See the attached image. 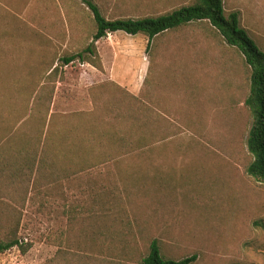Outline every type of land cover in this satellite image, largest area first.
<instances>
[{
  "label": "rangeland",
  "instance_id": "374dc122",
  "mask_svg": "<svg viewBox=\"0 0 264 264\" xmlns=\"http://www.w3.org/2000/svg\"><path fill=\"white\" fill-rule=\"evenodd\" d=\"M88 1L106 18L117 19L159 16L194 0H0V152L13 151L16 145L40 152L47 140L51 155L50 120L40 124L31 113L40 109L36 92L39 82L50 77L54 61L61 82L57 112H92L95 104L88 103L87 88L101 82V74L100 81L96 75L103 73L107 81L111 72L129 70L143 85L142 93L159 100L153 107L166 108V118L174 119L178 128L169 129L175 133L169 138L166 127L143 128L135 116L142 108L137 109L126 90L115 92L105 84L98 106L102 119L95 128L111 137L92 143V120L89 137L93 151L115 158L101 160L108 163L91 173L104 181L95 184L84 176L79 186L63 176L52 179L50 159L44 161L45 170L34 174L24 207L2 200L0 191V202L22 212L19 237L30 246L26 253L14 248L0 255V264H51L61 250L67 264H142L154 240L166 259L196 255L192 264H264V184L247 175L252 157L245 149L251 122L246 111L236 119L238 131L231 137L235 146L225 149L234 158L222 148L213 147L217 156L202 148L227 138L219 119L234 80L229 62L244 58L208 25L194 24L156 38L150 51L145 36L109 34L96 43L102 71L78 61L65 66L61 59L86 49L95 33ZM223 1L228 13L245 14L244 22L251 25L258 21L255 9H260L259 26L250 36L264 52V0ZM239 74H245L243 62ZM249 79L248 71L246 92ZM42 109L47 112V101ZM55 162L57 175L68 167L63 159ZM5 215L0 214L2 226L9 222Z\"/></svg>",
  "mask_w": 264,
  "mask_h": 264
},
{
  "label": "trees",
  "instance_id": "16d2710c",
  "mask_svg": "<svg viewBox=\"0 0 264 264\" xmlns=\"http://www.w3.org/2000/svg\"><path fill=\"white\" fill-rule=\"evenodd\" d=\"M87 5L93 15L95 33L91 43L86 49L78 54H72L61 59L65 66H69L78 61L82 64L88 63L102 71L103 65L96 43L107 38L109 34L123 32L133 37L139 35L145 36L149 41L147 50L150 51L152 43L156 38L194 24L208 25L226 46L234 48L240 53V56L244 59H230V70L232 73L234 72V77L238 76L237 72L242 62L245 66V74L240 75L244 78L243 86L242 79L240 81V97L236 99L231 97L229 100L228 96V106L226 109L223 108L221 110L223 113L220 115L219 119V123L224 126V132H227V138H225L226 140L224 141L222 138L223 142L211 141L210 147L208 144H205L202 148L207 149L214 155L218 153V151L213 148L214 146L222 148L220 150L229 153V158H234L230 150L228 149V151H226L225 149H233V146H235V144L231 146V143H235L233 138L231 141V137H234L233 135L238 131H236V119L246 111L251 122L248 129L245 149L252 157V162L247 168V175L254 181L264 184V52L260 50L256 41L249 35L248 31L243 28L240 14L238 12L228 13L225 9L223 0H194L192 4L181 6L180 8L159 16L117 19L106 18L102 14L100 8L90 1L87 2ZM54 67L55 61L48 69L50 72L48 80H46V82H39L36 92V102L41 104L40 109L32 111L31 113L32 117H36L40 120V124L45 123L47 119L50 120L48 128L49 135L47 134V136L51 134V155L47 154L45 148L47 140L44 141L43 147H41L44 133L42 129L38 132L37 136V143L39 148L41 147L40 152L38 149L35 151L28 149V151H26L17 145L13 151H7L8 153L0 152V191H3L1 193V198L7 202L19 201L21 202L19 203L21 207L25 206V202L29 198V190L33 182L34 174L39 175L42 170L46 169L45 160L51 159L52 179L54 176H63L64 180L71 184H76V181H78L79 186L83 184L84 176H88V182L95 184H99L100 180L104 181L100 178H93L91 173L95 169L108 163L107 161L104 162L101 160H115L112 156L97 154L91 149L93 146L90 147L91 144L89 143V137L92 134L91 120L92 126L94 127L92 143L99 142V138L104 136L111 137V135L101 131L100 127L99 133L97 134V129L95 128L98 127L97 124L102 119V116L98 113V106L99 104L102 105V92H96L97 88L91 89L94 104L96 106L94 105V109L90 113L73 112L63 114L54 111L53 106L56 96V83L59 80V67ZM248 71L250 72V79L248 92H246L243 88H246L244 84L246 83ZM39 75L40 73L35 74V76ZM239 80L240 79L234 78L231 82L230 89H236L235 81ZM21 90L17 93L23 96L24 93ZM26 90L29 91L30 89L27 87ZM140 96H143V98ZM140 96L135 97L129 94L130 101L140 107L137 109L139 110L142 108L141 113H136L135 116L142 119L143 128L152 129L157 127L163 129V127H166L167 138L170 137V133L171 135L175 134L174 132H170L169 129L173 130V128H178V125L175 123L174 119L170 122L166 118V111L163 112L166 108H162L163 111H159L157 108L153 107V104L159 102V100L155 99L153 94L149 92L145 93L143 91ZM44 101H47L48 104L47 112L42 109V103H44ZM148 101L151 106L146 103ZM114 118L118 119L119 115H115ZM134 119L136 120V117H134ZM165 119L169 121L170 124ZM120 140L122 142L126 141L124 137H121ZM161 141L163 140L161 139L160 142ZM10 143L14 144L15 141L10 140ZM99 143H97L96 146H98ZM151 144H156V142L151 141ZM57 145H61L60 151H58ZM61 151H63L64 154H61ZM56 159H63L68 163V167L64 169L61 174L58 173V175L56 174ZM26 170L28 171L27 176L25 174ZM26 177L27 179H25ZM77 177L82 178L78 179ZM163 181L164 180H159L157 183L163 185ZM23 184H27L25 189L22 188ZM104 191L111 193V196L113 195L111 190L105 189ZM13 195H19V197L13 198ZM3 204L6 206V210L2 211L0 208V214L2 212V214L8 215L9 222L6 226L0 224V255L14 248H19L23 253H26L30 246L25 244L19 237L22 212H19L18 207L12 204L0 202V207ZM71 213L73 214L74 212L71 211ZM13 215L14 217H12ZM75 219L76 217H73V220ZM197 258L198 257L195 255L182 260L166 259L162 254L159 242L154 240L150 245L148 255L143 258L142 264H192ZM66 259V252L61 250L58 254L59 261L53 260L51 264H59V262L67 264Z\"/></svg>",
  "mask_w": 264,
  "mask_h": 264
},
{
  "label": "crops",
  "instance_id": "0c3cea01",
  "mask_svg": "<svg viewBox=\"0 0 264 264\" xmlns=\"http://www.w3.org/2000/svg\"><path fill=\"white\" fill-rule=\"evenodd\" d=\"M244 15L245 14H243L242 15V18H241V23H242L243 28H245L248 31L249 35H251L252 33L255 34L256 31H257V28L259 26V22H260V19H259L260 9L259 8H256L255 9V15L258 17V21L256 20V24L255 25H251V24H248L247 22H244ZM118 33H123V32H118ZM118 62L119 61L116 60L115 64L117 65ZM229 64H230V62H229ZM128 68H129V66H127V70H128ZM52 70H51V72H52ZM100 74L102 76L101 82L98 83V84H96V85H94V86H91V87L87 88V92H88L87 93V100H88V103H90V106L91 105L92 106L94 105V100H93V95H92L91 89L97 88L96 89V92L101 93L103 91V87L105 86V84H106V86H108L107 87L108 90L109 89H112L115 92H120V89H121V91L122 90H126L129 94H131L132 96H135V97H139L140 94H141V92H142L143 85L142 84H139V83L137 84L135 82V79L130 76L129 70L127 72H125V71H116L115 70L114 72H111L110 75H108L109 77H107V81H103V76H105L103 73H99L98 75H96L97 80L100 81V78H101L99 76ZM231 74L234 77V72L231 73ZM83 76L84 75L82 74L81 75V78ZM146 76H147V74L145 72L144 73V76H143V80H145ZM234 78L235 79H240V80L239 81H235V84H236V86H235L236 89H234L235 90V93L232 94V88L231 89L229 88L230 89V93H228L229 100H230L231 97H234L235 94H236L235 98H239L240 97V93L239 92H240V85H241V83H240L241 76L239 74V77L238 76H235ZM105 82H107V83H105ZM59 85H61L60 80H58L57 83H56V96H55V101L56 102H57V98H58V91L60 89ZM146 103L148 104V102H146ZM55 108H56V103H54V106H53V110L54 111H56ZM77 112H80V113H88L89 112V109L83 108V109H81V110H79ZM62 113L63 114H68V113H73V112H62Z\"/></svg>",
  "mask_w": 264,
  "mask_h": 264
}]
</instances>
